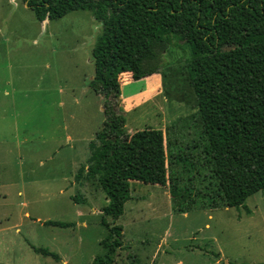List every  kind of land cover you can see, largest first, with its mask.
Here are the masks:
<instances>
[{
	"label": "rangeland",
	"instance_id": "rangeland-1",
	"mask_svg": "<svg viewBox=\"0 0 264 264\" xmlns=\"http://www.w3.org/2000/svg\"><path fill=\"white\" fill-rule=\"evenodd\" d=\"M101 33L89 11L40 22L23 0H0V264H91L105 254L107 196L97 180L77 179L105 121V98L90 88ZM188 57L174 45L163 75L123 88L121 107L130 134L162 130L168 155L190 158L200 155L201 124ZM116 223L124 247L115 264H264V190L239 208L182 213L168 186L133 183Z\"/></svg>",
	"mask_w": 264,
	"mask_h": 264
},
{
	"label": "trees",
	"instance_id": "trees-1",
	"mask_svg": "<svg viewBox=\"0 0 264 264\" xmlns=\"http://www.w3.org/2000/svg\"><path fill=\"white\" fill-rule=\"evenodd\" d=\"M23 1L40 22L89 11L102 25L92 50L90 88L105 98V121L90 144L89 166L77 176L97 180L108 200L101 221L108 231L101 242L105 254L91 264L116 263L124 247V229L116 221L131 200L133 183L168 186L174 209L182 213L197 206L239 208L264 190V0ZM233 41L240 45L222 50ZM174 45L189 53L185 72L201 124L194 161L168 155L162 130L130 134L121 107L122 85L163 75Z\"/></svg>",
	"mask_w": 264,
	"mask_h": 264
},
{
	"label": "crops",
	"instance_id": "crops-1",
	"mask_svg": "<svg viewBox=\"0 0 264 264\" xmlns=\"http://www.w3.org/2000/svg\"><path fill=\"white\" fill-rule=\"evenodd\" d=\"M25 5H27V4L25 3ZM155 76H157V75H153V76H151V77H155ZM151 77H148V78H146V79H144V80H141V81H133V80H132V81H129V83H130L131 86H132V85H134V83L147 81V80H149ZM157 77H158V76H157ZM128 85H129V84H128ZM123 88H124V84L122 85V97L124 96V94H123ZM149 89H150L149 92H151V88H150V87H148L147 90H149ZM147 90H146L145 93H149ZM128 96L131 97L130 99H135V98H137L138 96H140V93H138V92L136 91V92H133L131 95H128ZM132 96H133V97H132Z\"/></svg>",
	"mask_w": 264,
	"mask_h": 264
},
{
	"label": "water",
	"instance_id": "water-1",
	"mask_svg": "<svg viewBox=\"0 0 264 264\" xmlns=\"http://www.w3.org/2000/svg\"><path fill=\"white\" fill-rule=\"evenodd\" d=\"M46 21H50L49 17L44 22H46Z\"/></svg>",
	"mask_w": 264,
	"mask_h": 264
}]
</instances>
